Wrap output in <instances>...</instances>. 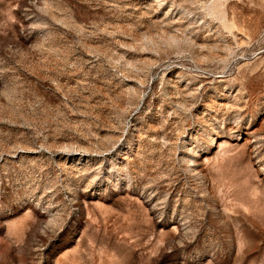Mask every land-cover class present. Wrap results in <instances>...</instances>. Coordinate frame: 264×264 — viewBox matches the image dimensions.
<instances>
[{
    "label": "rangeland",
    "instance_id": "374dc122",
    "mask_svg": "<svg viewBox=\"0 0 264 264\" xmlns=\"http://www.w3.org/2000/svg\"><path fill=\"white\" fill-rule=\"evenodd\" d=\"M0 264H264V0H0Z\"/></svg>",
    "mask_w": 264,
    "mask_h": 264
},
{
    "label": "bare ground",
    "instance_id": "6f19581e",
    "mask_svg": "<svg viewBox=\"0 0 264 264\" xmlns=\"http://www.w3.org/2000/svg\"><path fill=\"white\" fill-rule=\"evenodd\" d=\"M188 91H189V90H188ZM188 91H187V92H188ZM190 92H191V90H190ZM188 94H189V93H188ZM184 95H185V94H184ZM214 106H215V105H214ZM217 106H218V105H217ZM220 106H221V105H220ZM225 107H226V105H225ZM251 144H252V143H251ZM75 155L78 156L79 154H75ZM79 156H80V155H79Z\"/></svg>",
    "mask_w": 264,
    "mask_h": 264
}]
</instances>
